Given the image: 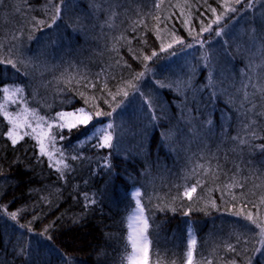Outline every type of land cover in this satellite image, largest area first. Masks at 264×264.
I'll return each instance as SVG.
<instances>
[{"label": "trees", "instance_id": "obj_1", "mask_svg": "<svg viewBox=\"0 0 264 264\" xmlns=\"http://www.w3.org/2000/svg\"><path fill=\"white\" fill-rule=\"evenodd\" d=\"M13 1L17 10L24 9L33 19L45 14L49 6L56 7L60 4L62 9L64 6L63 10H73L76 15L71 19L70 27L63 17L56 19L51 16L45 20L42 18L34 37L31 38L39 47L41 46L37 40L49 34L52 36L50 40H60L56 47L43 49L47 50L45 53L48 57L64 59L66 55L69 57V54H73L74 58L89 56L94 59L95 54H89L92 41L97 46L94 49L104 53L102 58L94 59V64L101 60V63H105L110 58L116 60L117 55L113 54L112 48L119 45L125 37L134 39L133 36L140 27L147 29L150 25L148 22H153V13L147 12L151 9L147 2L144 6H139L132 0H114L122 5L121 8L126 4L127 6L119 16L113 18V22L108 20L104 12L92 8L97 6L105 9L111 0ZM248 1L240 0L236 5L217 8V0H183L184 8L180 7V11L165 10L164 22L144 32L143 38L147 46L145 57L149 58L143 59L142 65L137 69L143 73L144 82L147 80L152 83L156 90L154 93L162 103V107L159 105L156 112L149 111V128L144 126L145 123L142 124L143 121L137 122L130 117L135 112L139 113L142 119L144 117L143 101L140 99L136 102L132 97L140 88H133L131 93L128 92L132 96H121L112 107L98 110L104 115L95 114L86 126L65 130L63 140L57 137L55 131V141L50 139L49 142L58 155L60 152L62 159L72 161L73 156L85 155L88 158L87 152L91 149L95 156H105L108 159L106 161L109 170L113 171L110 175L115 182L123 183L126 178L124 175H129L123 183L125 186L116 187L114 196L112 193V200L117 202L106 198L110 192L103 193V182L98 180L100 173L94 178L95 167L97 171L101 169L96 162L88 163L85 166L87 171L83 175H80L82 171H78L77 175L69 168V172L64 174L66 183L62 184L58 181L59 174L48 173L45 163H36V151L29 147L27 142L12 148L0 143V157H7L3 176L12 180L13 184L10 185L15 189V199L16 189H21L18 198L10 200L9 194L5 192L13 191L9 186L5 188L6 183L0 185V191L8 189L3 190L4 194L1 195L3 202L8 198V202L11 201L10 207L3 206L0 201V264H52L46 258L50 256L49 249L73 260V264H128L132 245L126 218L132 212L134 204L132 197L124 198L121 190L131 186L135 177L144 178L145 170L146 180L138 187L142 188L140 199L145 205L150 226L147 233L150 238L148 264H184L188 251L187 226L190 222L195 225L199 241L196 247L198 264H264V254L259 251L264 248V225L258 227L257 222L253 223L247 219L250 215L253 220H259L264 214V181H260L262 176H259L264 174V85H260L264 80V66H250L246 62V55L248 52L251 55V51L247 54L240 50L237 52V31L233 26L240 22L241 13L238 12ZM221 3L223 2H219ZM12 7L14 6L11 5ZM233 8L236 10L231 11ZM77 10L83 12L87 20L81 19ZM218 11L224 12L220 15ZM223 16L224 19L221 20ZM92 19L102 23V26L93 25ZM57 20L68 28L62 30V39L56 35ZM203 27L210 30L202 31ZM98 30L105 34L103 44L99 46L95 43ZM217 32L221 34L217 35ZM198 36L203 39L199 41ZM33 39L30 47H33ZM178 39L181 43L176 42ZM169 44L172 45L171 48L168 47ZM108 46L112 48L108 49ZM119 53L122 57L126 56L125 59L130 57L129 60L131 56H136L134 52H129L128 55L124 49H120ZM6 56L3 53L0 61H5ZM69 60H61L59 65ZM112 63L115 64H111L115 69L111 73L113 77L95 82L96 88L112 82L118 87L133 78L127 67L129 71L127 70L121 81H116L114 77L120 65L116 66L118 62L115 61ZM10 65L0 64V80L3 82L9 77H22L16 70L17 66ZM120 67L119 69H124V66ZM135 72L137 71L132 70L133 76ZM52 78L50 76V81ZM133 81V87L141 86L140 79L136 80L135 77ZM64 82L54 88L58 102L55 98L52 102L48 101V104L53 105L50 109L56 112L61 109H85L87 104H90V96L86 88H82L86 82L80 85L67 82L72 84L71 86ZM100 91L96 93L100 94ZM107 97L102 98L109 101L110 96ZM46 105L44 103V107ZM163 107L167 118L175 114L178 151L181 155L174 161L170 155V158L168 157L162 142L166 128L161 119L159 120L158 113ZM127 119L133 123L130 124V129L136 135L132 137L131 150L136 146L139 148L147 145L148 148L139 150L136 157L133 154L137 149H134L132 153L127 154L129 160L120 162L118 149L113 141L111 147L97 146L101 144L103 137L94 131V128L106 126L108 134L114 137L119 135L118 129L115 131V128ZM108 125L112 127L109 128ZM140 125L143 126L142 131L139 129ZM5 128L6 126L0 129L1 135L6 133ZM123 136L122 141L125 140V135ZM76 144L78 146L74 147ZM198 154H203L204 158L200 159ZM210 160L208 165H204V162ZM197 161L198 164L201 163L199 166ZM35 163L36 165L32 166ZM236 163L240 167L238 170L235 168ZM209 165L210 168H205ZM42 177L45 181L60 184L63 191L45 187ZM234 177H237V183H234ZM153 179H159V184L155 185ZM226 181L232 182L231 187L222 192ZM145 185H149L146 191ZM187 185L196 187L193 195L195 197L191 199L181 193ZM82 186L83 196L75 191ZM90 190L94 194L89 195ZM39 191L50 193H45V196L51 199L47 198L48 202L42 198L38 199L36 196ZM120 194L122 197L118 198ZM54 198H58L57 203ZM161 201L166 204L165 207L158 206ZM211 204L213 206L209 208ZM12 213H16L15 219L12 218ZM30 218L33 219L32 226L27 224ZM42 227L49 228V237L37 233ZM23 235H29L33 242L39 240L38 244L45 249L46 255L40 254L41 251L35 250L29 243L21 247L20 237ZM227 242L234 245L232 250L227 248Z\"/></svg>", "mask_w": 264, "mask_h": 264}, {"label": "rangeland", "instance_id": "obj_2", "mask_svg": "<svg viewBox=\"0 0 264 264\" xmlns=\"http://www.w3.org/2000/svg\"><path fill=\"white\" fill-rule=\"evenodd\" d=\"M132 1L139 6H142V5L144 6L147 2L148 7H151V9H149V11L147 10V12L148 13L150 12L149 14H151V12L153 13L152 15L153 22L149 20H148L149 22L147 21L150 24L147 29L145 28L143 29L140 27L138 32L133 36L134 39L125 37L121 39L119 45H117L115 48L108 46V49L112 48L113 54L117 55L116 60L114 58H110L105 63H101L102 62L101 60V61H98L97 64H94L95 60L102 58L104 53L102 52V50L97 51V49H94L97 46H95V44L91 41L90 46L92 48L89 46V49L91 51V53L89 54H95L93 56L95 60L92 57L90 58L89 56H86L87 58L85 57L74 58L73 54L71 56L69 54V57H67V55L65 56V59L67 58L70 59L69 62L67 63L65 62V64L61 66L59 65V63H62L61 60H63L64 62L65 60L64 57L62 58H58L55 56L48 57L46 56V53H45L47 50L43 49V47H46V48L56 47L58 43L60 42V40H56V41L50 40L52 36L49 34V36H44L42 38H39V40H37L41 46L39 47L36 45V41L31 37H34L33 35L35 34L38 23L41 21L40 19L42 18L43 20L50 19L51 16L56 19L63 17L64 19L67 20V24L70 27L71 19L73 20V16L76 15V13L73 10L70 12L69 10L68 11L63 10L64 6L62 9L61 5L58 4L56 7L49 6L46 9L45 14L43 15L40 14L39 17L33 19L30 15H28L24 11V9H21V11L17 10V8H15L17 7L16 3L13 0H4L3 4H0V59H2L1 57L3 53H5L7 56L5 57V61L3 62L10 65L8 61H11V64L12 65L14 64L15 66H17L16 70L19 71L20 74L22 75V77L20 78L9 77L4 82L0 80V88L7 87L9 89L7 93L0 91V106H2L0 107V129L6 126L5 128L6 133L3 135L0 134V143L4 144L5 146H8L9 148H12L16 146L17 144L27 142L29 144V147H33L34 150L36 151V155H37L35 158L36 163L37 164L45 163L48 167V173L59 174L58 181L61 182L62 184L66 183L64 174L69 172L68 171L69 168L77 175H78L77 173L78 171L79 172L82 171L80 175H83V173L87 171V167L85 166L92 161L96 162L97 164L100 165L101 169H98L97 171V168L95 167L94 172L96 174L94 178L96 177L97 174L100 173V175L98 176V180H102L103 182V185H102L103 193L107 194L110 192L106 196V198L111 199L110 200L111 202H117V200L115 199L114 201L112 200V193L114 196L116 187L119 188L120 186H125L123 185V183L127 181L129 175H124L126 176V178L123 183H121L120 181L115 182L111 178L110 174H113V171L109 170V167H108L109 165L106 161L108 159L105 156H101V157L95 156L94 152L91 149H89L87 152L89 156L88 158H87V155H85V156L77 157V159L75 160L69 161L66 158L62 159L59 156L60 152L58 155L56 153L57 151L53 149V146L52 144H50L49 141L51 137L55 136V131L63 135V132L67 130L68 128H70V126H66L64 129H60L58 125L62 122V120L64 122L75 121L77 115H82V113L78 112L79 109H83L84 112L90 114L91 116L93 115L95 116L97 112H100L98 110H107L108 108L112 107L116 103V100L120 98L121 96H123V91H127V92L130 91L131 93L133 91V88H140L139 92L138 93L134 92L132 94L133 96L131 94L129 96L134 97L136 102H139L137 100H140V99L141 101H143L142 105L144 106V109L142 112L144 114V117L142 119V116L139 115V113L137 112H135L133 115L131 114L130 117L133 120H137V122L139 120L143 121L142 124L144 125L145 123L144 126H146V128H149V126H151L150 120L148 119L149 111L156 112L157 110H159L158 109L159 105L160 107H162V103L160 102V99L156 96V93H154V91L156 90L152 87V83L147 80H145L144 82V80H142V76H140L141 74L140 69H137L139 65H142L141 61L145 59L144 57L145 55H147V50H146L147 46L143 38L144 32H146L147 30H151V28L153 29L158 24H161L162 21L164 22L165 10L166 11H173V10L180 11V9L184 8V6L182 3L183 0H180V1L179 0H169V1L168 0H153V2L152 0H132ZM217 2H218L217 8L227 7L228 5L233 6L237 4V0H217ZM219 2H223V3L219 4ZM136 4H132V5H136ZM11 5H13L14 7L11 8ZM110 5L108 6L106 4L105 9L97 8V6H94L92 8L95 10L104 12L108 20L115 22L113 18H116L117 16H119L118 14L122 12V9L124 10L127 4L123 6V8H121L122 5H120L117 2H114V0H111ZM205 5L207 6L208 3H206ZM184 10L185 9H183V12H185ZM223 12L221 13L218 11L220 15H222ZM82 13L80 12V10L79 11L77 10V15H80L81 19L87 20V17L83 16ZM238 13H241L240 15L241 18L239 19L240 22L238 23L239 25L238 24L233 25L234 27H236L237 33L236 34L234 33V34L237 35L238 39L236 40V43L237 45H239V48L238 46H236L235 49L237 50V52L240 50L244 52L245 54H247L248 51H251V55H250V52H248V54L246 55L247 56L246 62L250 66L251 64L256 65V66L260 64L261 66L262 65L264 66V0H254V2L253 0H249L246 3V6L243 9H241L240 12ZM212 19H214V17ZM223 19H224V16L221 20ZM92 20L94 21L93 25L96 24V26L98 25V27L102 26V23L100 24L96 19H92ZM232 22H236V21H232ZM55 23L57 24L55 26L56 35L60 36V39H62V36H61L63 34L62 30L68 29V28L64 27V24L62 22H59V20H57ZM145 24H146V21H145ZM97 34L99 37L98 36L95 37V43L96 45L99 46V44L101 45L103 44L102 39H105L103 38L105 37V34L101 32L100 30H98ZM32 39H33L34 44H33V47H30L31 46L30 44L32 43L31 41ZM197 39L201 41L203 38H199L198 36ZM120 49H124V51L128 53V55L134 52V54L136 53V56L135 55L131 56V60H129L130 57L128 56H127L128 59H125L126 56L122 57L120 55L119 53ZM104 50L105 48L103 49V51ZM20 56H21V60H20ZM23 58L25 59V62H23ZM113 61H115V63L118 62L116 63V66L118 65L124 66V69H119L120 66L118 67V71H117L118 73H116V76L114 77L116 78L115 79L116 81H119V80L121 81L123 75L127 73L128 69L130 70V73H131L130 76H132L133 78L131 77L132 79L126 82L125 85L122 84L121 86L116 87L117 84H115V82H112L109 84H105V86L101 85L100 87H97L98 88L97 90V88L94 86L95 82L107 80V77H110V78L113 77L111 75L112 71H115V69L113 68V66H115V64L113 65L112 63ZM30 63H33V65H31ZM89 64L91 66H89ZM132 70L137 71L135 72L136 74L134 76L132 74ZM48 71L49 73L46 74V72ZM51 73H55L54 78H52L53 76ZM12 74L14 75V72ZM50 76L52 78L51 80L52 81L54 80V82L50 81ZM135 77H136V80H138L137 77H139L141 86L139 87L132 86L134 83L133 79H135ZM66 80L67 82H73V83L75 82L77 85L84 84V82H86V84H84L82 88H86L87 93L90 96L89 98L90 104H87L85 109L75 108L72 110H64V111L61 109L60 111H57V112L56 110L50 109V106L53 107V105L51 103L48 104V101L52 102L55 98V101L58 102V100L55 97L54 88L58 87L60 84L62 85L63 84L62 82ZM67 82H64V83L66 85H70V86L72 85ZM137 82L139 83V81ZM262 84L264 85V80L263 82L260 83V85ZM47 86L50 89L47 88ZM237 86H239V84H237ZM99 90H101L100 94H97L96 92ZM117 91L120 92L119 96H116ZM107 96H110V99H108L109 101H106L102 98V97H107ZM113 96H116V98L113 99ZM228 102L230 101L228 100ZM44 103L45 105L47 104L46 107H44ZM61 105L64 106L63 104ZM250 105L251 104H249V106ZM252 106L253 105H251V107ZM6 111L8 113H11L12 114L11 119L15 120L20 125V127L16 130L17 131V136H16L17 143L15 145L12 144L11 139L7 135L8 131L13 128V124L9 123V117L4 116ZM61 113L65 114L62 118L60 116ZM67 113H74L76 115L68 116ZM158 114H159L158 116L159 120L161 119V121L164 123V126L166 128V131L164 130L163 132L164 140H162V142L164 143V149L166 153L168 154L169 158L171 156L173 161L177 160V157H179L181 154L178 151V144H177V137H176V133L178 134V132H177V124L175 123V114L172 117L170 116L169 118H167L164 107L162 110L159 111ZM144 118L146 119V121H144ZM128 119L124 123H122L121 125L119 124L115 128V131H117L118 129L119 135L117 134L114 137L111 135V138H112L111 141H113L116 144V148L118 149L117 152H118V157L120 159V162L121 160H123V162H126L127 160H129V157H127V154L129 155L130 152L132 153L134 149H137L136 153L133 154V156L136 157V155L139 154L138 152L139 150L148 148L147 145L143 147L141 146L139 148L136 146V148L131 150V145H133L131 140H132V137L136 135L134 134V132H132L133 130L130 129L131 128L130 124L132 122H128ZM170 121H171V125L169 126ZM25 123H30L32 127H36L37 124L40 125V128L38 129V131L42 130L45 133V135H43L41 139L43 140V143L45 145V151L47 153L46 155H41L39 144L37 143V140L33 138L35 136V133H33L32 135L24 136V139H20V136L23 135L25 132H29V133L31 132L30 128L24 127ZM49 124L52 125L53 130H51L52 128L51 129L48 128ZM139 129L140 131H142L143 126L140 125ZM94 131H97L101 137H104L106 134H108L106 126L98 127L96 129L94 128ZM129 132L130 133L132 132V133L130 134ZM0 133H1V130H0ZM108 135H110V133ZM123 135H125L124 141H122V138L124 137ZM57 137H60V136L57 135ZM5 138L7 139L4 140ZM102 142L103 140L101 141V143ZM76 146H78V144L74 145V147ZM186 147H189V146H186ZM63 149H65V147H63ZM123 153H125L126 156ZM235 154H236V151H235ZM199 158L200 159L204 158V155L200 154ZM185 159H189V157H185ZM6 160H7L6 156L0 157V185L2 183L4 184L6 183L7 185H5V188L9 186V189H11L13 192L9 191L8 189H3V190L4 191L8 190V192H5V193L9 194L8 197L10 198V200L11 199L16 200L18 198L17 196L21 193V189H16V199H15V193H14L15 189H12L13 187L10 185V184H13L12 180H10L7 176H3L5 169H6V165H5ZM208 162H211V160L207 161V163L204 162V165H208ZM36 163L32 164V166L36 165ZM80 163H82V165L79 167L78 165ZM200 164H198V161H197V166H199ZM52 165H57V166H52ZM197 166L195 168H197ZM24 168H26L25 165H24ZM205 168H210V165ZM235 168L237 170L240 168L237 163L235 164ZM188 170L189 168L186 171ZM143 174H144V178L135 177V179H132L133 182L131 186H128L126 189L121 190L124 198L130 199L132 195L135 194L136 190L140 188V187L139 188L137 187L140 184L142 185V183L146 180L147 171L145 170ZM259 176H262L260 181H264V174H260ZM43 180L45 181V178ZM233 180H234V183H237L238 181L237 177H234ZM226 183L222 187V192L226 189H230L229 187H231V184H232L231 181L227 183L228 186H226ZM43 185L45 187H49L51 190H54V191L55 190L63 191V187L56 182L45 181L43 182ZM191 188H193V186L187 185L183 187V190L181 191L182 195L183 196L185 195L187 199H189V197L186 195V193L190 191ZM3 190L0 191V197L1 195L4 194ZM75 191L79 192L82 196L84 195L83 186L80 189H76ZM45 193L50 194L48 192L39 191L36 197L38 199L42 198L44 201L48 202L49 200H47V198L51 199V197L45 196ZM90 194H94V192L90 190L89 195ZM138 194L140 196L139 191H138ZM122 195L121 194L118 195V198H121ZM193 195H195V192L192 193V198L195 197ZM63 196H64V193H63ZM67 196L69 195L67 194ZM70 196L73 197L71 193H70ZM2 199L3 197L0 198L2 205L3 206L7 205L10 207L11 201L8 202V199H7L6 201L3 202ZM220 199L221 198L219 196V201ZM54 200L56 201V203L58 202V198L57 199L54 198ZM136 202L138 203L137 207H135L130 213V215L129 216L127 215V218H126V222H127L126 226L130 234L129 235L130 241L132 243V251H131L128 264H141V262L144 261L145 259L148 264V254H149L148 250L150 248V238L148 237L147 233H148V229L150 228L149 219L146 215L145 205L142 202V200L136 199ZM51 204H53V202ZM24 206L25 205H23V207ZM158 206L162 208V207H165L166 204H162V201H161V204H159ZM212 206L213 204L209 205V208H211ZM249 211L252 212L251 210ZM262 216L259 220H255L257 224L259 225H262V224L264 225V214ZM80 219H83V218H75V220H80ZM27 224H30L32 226L33 219L31 218L28 219ZM37 233L41 236L43 234L45 237H49L50 231H49V228L42 227V228H39ZM20 238L22 242L21 247L24 246L25 243H29L32 245V247L35 250L41 251L40 254L46 255L45 249L42 248L40 244H38L40 243L39 240H34L33 242L30 240L29 235H23ZM134 241H135V247L133 245ZM198 243L199 241H198L197 232L195 231V225L194 223L190 222L189 225L187 226V250L188 251H187L186 260L184 264H188L189 253H191V264H198L197 263L198 262L197 251H196V247ZM49 251H50V256H46V258L52 264H73V260H70L69 258H66V257H62L60 254L56 253L55 251L51 249H49Z\"/></svg>", "mask_w": 264, "mask_h": 264}, {"label": "snow or ice", "instance_id": "obj_3", "mask_svg": "<svg viewBox=\"0 0 264 264\" xmlns=\"http://www.w3.org/2000/svg\"><path fill=\"white\" fill-rule=\"evenodd\" d=\"M3 2H4V0H0V4H3ZM239 2H240V0H237V3H239ZM235 10L236 9H234V8L231 9V11H235ZM212 11H215V9H212ZM209 30H210L209 28H203L202 29V31H209ZM216 34L217 35H220L221 33L220 32H217ZM176 42L177 43H181V41H179V40H177ZM168 47L171 48L172 45L169 44ZM153 55H156V54L153 53ZM148 58L149 57H145V59H148ZM2 63H4V62L3 61H0V64H2ZM8 63L11 64V61H8ZM13 67H14V65H13ZM142 75H143V73L140 74V76H142ZM137 79H139V77H137ZM0 91H3L4 93H7L9 91V89L7 87H3V88H0ZM119 95H120V92L117 91L116 96H119ZM128 95H129V93L127 91H123V96L124 97H127ZM116 96H113V99H115ZM0 107H2V106H0ZM78 112L79 113H82V115H77L75 121L64 122L62 120V122L58 125V127L60 129H64L66 126H70V128H73L74 129V128H78V126H81V125H87L90 122V120L92 119V116L90 114L84 112L83 109H79ZM11 115H12L11 113H8L7 111L5 112V116L6 117H9V122L13 124V128L8 131V136L11 139L12 144L15 145L17 143V138H16L17 131L16 130L20 127V125L15 120H12L11 119ZM64 115L65 114L61 113L60 114L61 118ZM67 115L68 116H73V115H76V114H74V113H67ZM96 115H104V113L97 112ZM24 127L25 128H30L31 129V132L30 133L29 132H25L23 135L20 136V139H24V136L32 135L33 133H35V136L33 138L36 139L37 140V143L39 144L40 153H41V155H46L47 153L45 151V145L43 143V140L41 139V137L43 135H45V133L42 130L41 131H38V129L40 128V125L37 124L36 127H32V125L30 123H25L24 124ZM108 127L111 128L112 125H108ZM48 128L51 129L52 128V125L49 124L48 125ZM57 135L60 136V139L61 140L64 139V137H63L62 134L57 133ZM55 139H56L55 136L51 137V140L52 141H55ZM111 139H112L111 138V135L106 134L103 137V142L101 144L97 145V146L100 147V148L111 147ZM72 159L75 160V159H77V157L76 156H73ZM194 192H196V188L195 187L191 188V190L186 193V195L189 197V199L192 198V193H194ZM85 198L87 199V195L86 194H85ZM12 218L13 219L16 218V213H12ZM247 219L250 220V221H252L253 223H256V221L253 220L252 216H250V215L247 217ZM257 226L259 227L260 225L257 224ZM262 230H264V229H262ZM133 245L135 247V241L133 242ZM259 251L262 254H264V248L259 249ZM145 255H146V253H145ZM141 264H147L146 259L144 261H142ZM188 264H191V253H189V261H188ZM233 264H234V262H233Z\"/></svg>", "mask_w": 264, "mask_h": 264}, {"label": "bare ground", "instance_id": "obj_4", "mask_svg": "<svg viewBox=\"0 0 264 264\" xmlns=\"http://www.w3.org/2000/svg\"><path fill=\"white\" fill-rule=\"evenodd\" d=\"M159 10H161V9H159ZM31 65H33V63H30ZM52 74V76H54V74L55 73H51ZM87 75V74H86ZM85 76V75H84ZM51 130H53V128L51 129ZM153 181L155 182V185H158L159 184V179L158 180H156V179H153ZM76 186V185H75ZM3 188H4V186H3ZM0 189H2V186L0 187ZM149 189V185H145V191L146 190H148ZM138 191H139V193H140V196H141V192H142V188H139V189H137L136 190V192H135V194H133L132 195V203L134 204V207L133 208H135V207H137V202H136V199H140V196H139V194H138ZM227 245V248L229 249V250H232L233 249V246L234 245H231L230 243H226Z\"/></svg>", "mask_w": 264, "mask_h": 264}]
</instances>
